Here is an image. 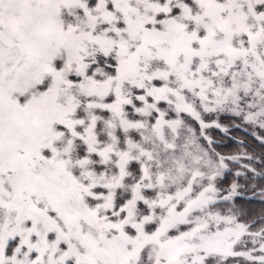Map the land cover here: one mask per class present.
Segmentation results:
<instances>
[{
    "label": "snow or ice",
    "instance_id": "obj_1",
    "mask_svg": "<svg viewBox=\"0 0 264 264\" xmlns=\"http://www.w3.org/2000/svg\"><path fill=\"white\" fill-rule=\"evenodd\" d=\"M238 198L264 205V0H0V264H264Z\"/></svg>",
    "mask_w": 264,
    "mask_h": 264
},
{
    "label": "trees",
    "instance_id": "obj_2",
    "mask_svg": "<svg viewBox=\"0 0 264 264\" xmlns=\"http://www.w3.org/2000/svg\"><path fill=\"white\" fill-rule=\"evenodd\" d=\"M230 135L237 138V139H245L249 143H252V144L255 143L253 138L250 135V132L246 131V130L233 129L231 131ZM213 136L217 140H224L225 139V137L218 131L214 132ZM226 143H227V147H223V148H220L218 150L222 151L226 154L232 153L236 150V145L234 143H231V142H226ZM257 151H259V149H257ZM233 167H235V166H233ZM230 180H231V176H229L228 180L225 182V186H227V183L230 182ZM241 183H243V181H241ZM237 204L251 210L253 213L259 212L262 208H264V205H261L259 203V200H247V199H243V198H238Z\"/></svg>",
    "mask_w": 264,
    "mask_h": 264
},
{
    "label": "rangeland",
    "instance_id": "obj_3",
    "mask_svg": "<svg viewBox=\"0 0 264 264\" xmlns=\"http://www.w3.org/2000/svg\"><path fill=\"white\" fill-rule=\"evenodd\" d=\"M224 123H227V121H224Z\"/></svg>",
    "mask_w": 264,
    "mask_h": 264
}]
</instances>
